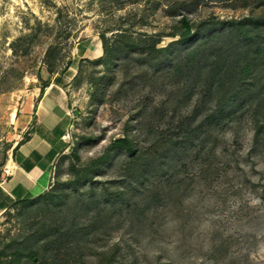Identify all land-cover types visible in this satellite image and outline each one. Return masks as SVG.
<instances>
[{
	"label": "rangeland",
	"instance_id": "374dc122",
	"mask_svg": "<svg viewBox=\"0 0 264 264\" xmlns=\"http://www.w3.org/2000/svg\"><path fill=\"white\" fill-rule=\"evenodd\" d=\"M182 16L226 32L264 0H0V168L45 118L60 141L49 187L0 219V264H264V150L249 119L206 133L215 97L191 120L206 68L186 75Z\"/></svg>",
	"mask_w": 264,
	"mask_h": 264
},
{
	"label": "trees",
	"instance_id": "16d2710c",
	"mask_svg": "<svg viewBox=\"0 0 264 264\" xmlns=\"http://www.w3.org/2000/svg\"><path fill=\"white\" fill-rule=\"evenodd\" d=\"M179 22L181 26L177 35L181 42L185 43L192 39L202 41L181 57L186 61L184 67L190 65L186 68V75L190 77L201 64L206 68L205 87L200 91L204 94L197 100L191 112V120L196 119L200 105L205 103L206 98L213 101L215 97L214 105L206 109L203 119V125L207 128L206 133L228 129L232 124L238 123V120L249 119L253 129V143L264 150V20L249 18L237 23L213 24L220 25L222 27L220 30L228 26L229 30L226 32L222 30L212 32L209 29L210 24L204 23L193 33V28L186 17L182 16ZM247 29H251V32ZM173 46L174 44L164 49L154 47L144 49V56L148 61L157 56L159 60L154 65L157 67L167 62L169 65L175 64L177 62L169 57ZM103 48L104 63L114 60L115 57L128 55L126 48L123 47L116 46L107 50L103 43ZM200 125L195 126V132L202 129ZM114 145H120L130 156L136 153L126 137L116 140ZM103 191L108 192L107 188ZM222 246L223 244L215 245L213 249L223 248Z\"/></svg>",
	"mask_w": 264,
	"mask_h": 264
},
{
	"label": "crops",
	"instance_id": "0c3cea01",
	"mask_svg": "<svg viewBox=\"0 0 264 264\" xmlns=\"http://www.w3.org/2000/svg\"><path fill=\"white\" fill-rule=\"evenodd\" d=\"M40 124L38 131L29 132L13 145L4 164L8 172L0 168V219L16 202L37 196L49 187L60 141L52 138L50 120L45 118Z\"/></svg>",
	"mask_w": 264,
	"mask_h": 264
},
{
	"label": "bare ground",
	"instance_id": "6f19581e",
	"mask_svg": "<svg viewBox=\"0 0 264 264\" xmlns=\"http://www.w3.org/2000/svg\"><path fill=\"white\" fill-rule=\"evenodd\" d=\"M101 55H102V51L99 47H97V49L95 50L94 56L98 58V57H101Z\"/></svg>",
	"mask_w": 264,
	"mask_h": 264
},
{
	"label": "built area",
	"instance_id": "2783aa9c",
	"mask_svg": "<svg viewBox=\"0 0 264 264\" xmlns=\"http://www.w3.org/2000/svg\"><path fill=\"white\" fill-rule=\"evenodd\" d=\"M7 172H8L7 167H4V169H3V173H7Z\"/></svg>",
	"mask_w": 264,
	"mask_h": 264
}]
</instances>
